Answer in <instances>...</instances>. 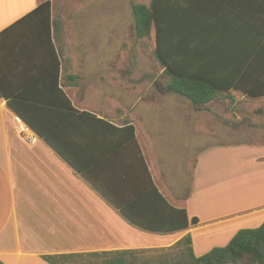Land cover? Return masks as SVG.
<instances>
[{
    "label": "crops",
    "instance_id": "0c3cea01",
    "mask_svg": "<svg viewBox=\"0 0 264 264\" xmlns=\"http://www.w3.org/2000/svg\"><path fill=\"white\" fill-rule=\"evenodd\" d=\"M44 1L0 0V79L7 91L19 90L30 100L52 98L51 34L62 64L59 87L79 113L54 114L50 129L59 152L0 97V264H52L46 256L166 247L187 234L200 256L211 246L228 244L240 229L260 226L264 222V95L252 97L232 88L205 105L188 98L196 107L190 114L183 111L191 124L188 130L197 137L204 135V141L196 145L192 182L174 190L162 163L164 156L156 150V118L135 116L119 99L117 78L106 77L114 75L112 70L65 65L64 27L56 31L53 6L50 30L29 19L3 34ZM179 2L190 10L192 25L212 28L214 41L241 44L249 32L255 37L264 26V0ZM238 58L247 55L238 52ZM263 64L261 49L241 72L250 87L262 89ZM50 74L54 75L52 68ZM59 102L68 109L65 100ZM129 122L135 127L143 160L124 127ZM70 161L88 164L92 176L104 185L145 186L150 179L172 205L198 217L199 224L165 232L174 236L154 241L150 235L163 232L131 223Z\"/></svg>",
    "mask_w": 264,
    "mask_h": 264
},
{
    "label": "trees",
    "instance_id": "16d2710c",
    "mask_svg": "<svg viewBox=\"0 0 264 264\" xmlns=\"http://www.w3.org/2000/svg\"><path fill=\"white\" fill-rule=\"evenodd\" d=\"M132 14L139 38H151L152 30L156 31L155 55L169 76L167 87L171 91L184 94L200 105L207 104L232 88L241 89L252 97L264 95V75L259 84L262 89H255L250 87L248 77L241 73L256 52L261 49L264 51V26L255 37L253 32H249L246 42L230 44L214 41L210 34L212 28L192 25L190 10L179 0H151L149 4H133ZM29 19L37 20L38 26L46 25L50 30L51 0L41 3L4 30L3 34ZM54 25L58 31L63 23L56 20ZM49 38L54 54V59L49 63V75L55 87L52 98L30 100L19 90L7 91L1 79L0 97L7 100L9 106L33 131L60 152L58 140L52 137L51 120L58 112L64 115H77L79 112H76L68 96L59 87L61 58L51 34ZM238 52L247 55V58L235 59ZM51 68L54 70L53 76L50 74ZM60 100L67 102L68 109L60 106ZM104 123L113 127L105 120ZM124 127L130 131V141L136 145L143 160L134 135V125L129 122ZM70 163L138 227L165 233L186 230L199 224L198 217L191 218L186 208L172 205L150 179H146L145 186H137L135 183L125 185L122 182L104 185L92 176L88 164L84 166ZM144 171L148 177L149 171L145 163ZM46 258L52 264H264V222L255 228L240 229L228 244L213 247L200 256L194 251L191 235L187 234L166 247L49 255Z\"/></svg>",
    "mask_w": 264,
    "mask_h": 264
},
{
    "label": "rangeland",
    "instance_id": "374dc122",
    "mask_svg": "<svg viewBox=\"0 0 264 264\" xmlns=\"http://www.w3.org/2000/svg\"><path fill=\"white\" fill-rule=\"evenodd\" d=\"M150 1L51 0L54 17L64 27L61 53L65 65L112 70L114 75L106 77L117 78L119 99L134 110L135 116L156 118L153 123L159 132L156 150H161L163 166L170 172L169 185L177 190L185 188L191 177L193 180L190 166L198 152L196 145L204 141V135L197 137L188 130L191 124L183 111L190 114L196 108L191 101L167 91L169 76L154 51L155 30L151 38L137 36L132 5ZM157 82L161 86H157ZM255 227L258 226L249 228ZM172 236L171 233H152L150 238L165 241ZM213 247L216 246L209 250Z\"/></svg>",
    "mask_w": 264,
    "mask_h": 264
},
{
    "label": "water",
    "instance_id": "95a60500",
    "mask_svg": "<svg viewBox=\"0 0 264 264\" xmlns=\"http://www.w3.org/2000/svg\"><path fill=\"white\" fill-rule=\"evenodd\" d=\"M157 86H161V83L157 82ZM167 91H170V89H167ZM181 95L185 96L184 94H181ZM187 98L189 97L187 96Z\"/></svg>",
    "mask_w": 264,
    "mask_h": 264
}]
</instances>
